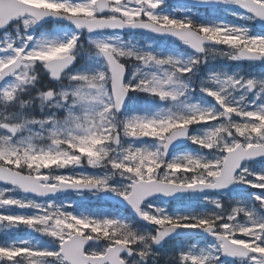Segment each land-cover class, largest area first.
<instances>
[{"label":"snow or ice","instance_id":"6c2138e0","mask_svg":"<svg viewBox=\"0 0 264 264\" xmlns=\"http://www.w3.org/2000/svg\"><path fill=\"white\" fill-rule=\"evenodd\" d=\"M0 185V264H264V0H0Z\"/></svg>","mask_w":264,"mask_h":264},{"label":"rangeland","instance_id":"374dc122","mask_svg":"<svg viewBox=\"0 0 264 264\" xmlns=\"http://www.w3.org/2000/svg\"><path fill=\"white\" fill-rule=\"evenodd\" d=\"M256 71H259V69H256ZM24 235L23 231L17 232V236H22ZM4 234L0 233V240H3Z\"/></svg>","mask_w":264,"mask_h":264},{"label":"flooded vegetation","instance_id":"af4514ba","mask_svg":"<svg viewBox=\"0 0 264 264\" xmlns=\"http://www.w3.org/2000/svg\"><path fill=\"white\" fill-rule=\"evenodd\" d=\"M170 2H171V0H170Z\"/></svg>","mask_w":264,"mask_h":264}]
</instances>
